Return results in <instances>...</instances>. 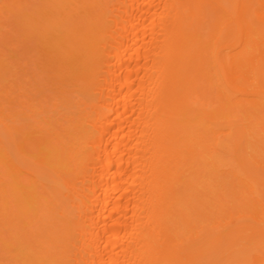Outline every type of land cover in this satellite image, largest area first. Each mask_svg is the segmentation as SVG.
<instances>
[{
	"label": "bare ground",
	"instance_id": "1",
	"mask_svg": "<svg viewBox=\"0 0 264 264\" xmlns=\"http://www.w3.org/2000/svg\"><path fill=\"white\" fill-rule=\"evenodd\" d=\"M7 1L0 264H264V0Z\"/></svg>",
	"mask_w": 264,
	"mask_h": 264
},
{
	"label": "rangeland",
	"instance_id": "2",
	"mask_svg": "<svg viewBox=\"0 0 264 264\" xmlns=\"http://www.w3.org/2000/svg\"><path fill=\"white\" fill-rule=\"evenodd\" d=\"M2 1H3V2H2ZM16 1H18V0H16ZM22 1H23V0H22ZM6 2H8V1H7V0H0V3H1L2 6L6 5V4H5ZM12 2H13V1H12ZM3 3H4V4H3ZM10 3H11V2H10ZM2 6H1L0 8H2ZM4 7H5V6H4ZM0 11H2V10H0ZM3 11H4V12H3ZM3 11L0 12V14L2 13L0 16H3V17H1V20H2L3 22H5V21H6L11 15H10V16L7 15L8 17H6V14H8V12H6L5 9H3ZM11 12H12V11H10L9 13L11 14ZM4 13H5V14H4ZM3 14H4V15H3ZM12 17H13V16H12ZM4 18H6V19L3 20ZM11 19H13V18H11ZM9 21H10V20H8V22H7V23H4V24H6L7 26H11L12 24H9V25H8ZM0 22H1V21H0ZM3 22H1V24H2ZM2 25H3V24H2ZM2 25H0V26H2ZM3 26H4V27H2L0 30H1V31H2V30H3V31H4V30L7 31L8 28H7L5 25H3ZM12 26H14V25H12ZM11 28H12V27H11ZM15 28H16V27H15ZM5 31H4V32H5ZM0 33H1V32H0ZM7 34H8V33H7ZM7 34H5V35H7ZM2 35H3V34H2ZM3 37H5V36L3 35ZM3 37H0V38H3ZM1 41H2V39H1ZM2 46H3V45H2ZM5 46H7V45L4 44V47H5ZM10 47H12V45H11V46H7V48L5 47V48H6L5 52L1 51V52H3V53L1 54V57L6 56V58L4 57L3 59L7 60V61H8L7 63H8L9 65H12L13 63H12V64L9 63V61L11 60V58L8 59V57H10L11 54H13V53L16 54V52H15V51H12V50H10V49H8V48H10ZM12 48H13V47H12ZM0 49H1V48H0ZM1 50H3V49H1ZM12 52H13V53H12ZM11 57H14V55H12ZM13 60H14V59H13ZM12 62H15V61H12ZM13 65H14V64H13ZM13 65H12V66H13ZM9 67H10V66H9ZM10 69H11V67L9 68V70H10ZM10 72H13V71H10Z\"/></svg>",
	"mask_w": 264,
	"mask_h": 264
}]
</instances>
